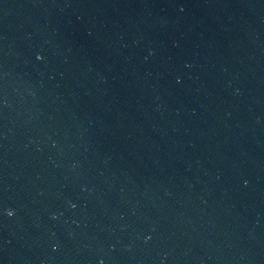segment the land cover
<instances>
[{
    "label": "water",
    "instance_id": "water-1",
    "mask_svg": "<svg viewBox=\"0 0 264 264\" xmlns=\"http://www.w3.org/2000/svg\"><path fill=\"white\" fill-rule=\"evenodd\" d=\"M0 264H264V0H0Z\"/></svg>",
    "mask_w": 264,
    "mask_h": 264
}]
</instances>
